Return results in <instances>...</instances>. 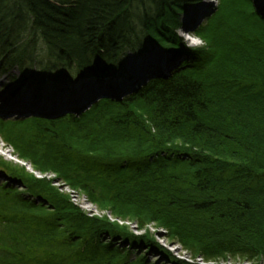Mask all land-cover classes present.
<instances>
[{"label": "trees", "instance_id": "obj_1", "mask_svg": "<svg viewBox=\"0 0 264 264\" xmlns=\"http://www.w3.org/2000/svg\"><path fill=\"white\" fill-rule=\"evenodd\" d=\"M200 1L0 0V72L18 67L19 81L95 97L82 110L65 97L62 111L0 116V135L19 159L57 171L116 217L165 228L193 259L264 264V17L253 0H219L195 31L205 45L186 47L181 12ZM147 44L186 56L116 95L106 76L126 75L128 53ZM0 178V264H198L151 233L88 217L1 156ZM100 226L165 260L135 255L132 239L111 246Z\"/></svg>", "mask_w": 264, "mask_h": 264}, {"label": "rangeland", "instance_id": "obj_2", "mask_svg": "<svg viewBox=\"0 0 264 264\" xmlns=\"http://www.w3.org/2000/svg\"><path fill=\"white\" fill-rule=\"evenodd\" d=\"M205 1V4H210V7L206 8V10H203L198 16L194 17L193 14H190L193 8H201L202 6L200 3H203ZM258 7L257 10L260 11V14L264 17V0H253ZM204 4V3H203ZM219 0H201L197 4L190 5L185 8L184 11L181 12L180 16V28L178 29V34L181 39V43L184 44L186 47L190 48H198L204 46V42L195 36V31L198 27L201 25H205L209 21H211V18L214 17L218 11H219ZM209 11V12H208ZM206 13V14H205ZM202 14H205L204 17H200ZM200 24V25H199ZM199 25V26H198ZM45 50V51H44ZM154 51H159L162 55L159 56H152V53ZM45 55L47 54L46 49L43 48L42 50ZM172 54L160 47L159 45H151L147 44L145 46V50L137 51L135 53H130L128 58L124 61L122 64V69L126 71V75L114 77L113 79H110L106 76L105 80H108L116 91H119L118 93L120 95H125L128 92H130L132 89L137 88L138 85H140L142 82H137L135 87L132 89L125 90V79L128 77L127 69L129 67V62L131 60H137L140 59V63H146L147 61H155L158 64L166 63V60H171ZM178 56L173 57V59ZM174 59V60H175ZM139 62V61H138ZM177 65H174V68ZM160 70V67H157ZM121 69V70H122ZM20 75L18 67H15L11 70H6L4 73L0 72V116H4L5 119H13V118H27L31 113L38 112V111H32L28 112L30 108L25 110L26 107H31L32 104H35L32 108H38V105L47 104L50 108L57 105L59 102V98H76L74 95L81 97L80 91L71 92L68 88V91L62 90V84H56L52 81H47L43 83L42 85L36 84L33 80H18V77ZM150 77V76H149ZM149 77H147L144 81H146ZM143 81V83H144ZM136 82V81H135ZM134 82V83H135ZM88 83V82H87ZM121 86V88H120ZM66 89V88H65ZM118 93L116 95H118ZM27 94H30L29 96ZM15 98H21V99H29L28 104L24 102H15ZM95 98V97H93ZM99 96L96 97L98 99ZM13 99V100H12ZM42 99V100H39ZM52 99V100H51ZM57 99V101H56ZM55 100V101H54ZM30 102V103H29ZM71 102V101H70ZM31 106H30V105ZM45 104V105H46ZM91 102L86 103L83 105V107H89ZM19 109L11 108L16 107ZM23 108V110H22ZM3 111H6V114H3ZM31 111V110H30ZM42 111V110H40ZM39 111V113H40ZM37 113V114H39ZM15 148L8 143L1 135H0V156L4 159L14 163L23 166L29 173H31L35 178L46 180L51 183L53 187L58 189V191L62 192L63 194H66L69 197V200L71 203H73L76 207H78L81 211H83L88 217L90 218H98V219H108L112 223H117L119 226L127 227L132 233L144 235L147 233H151V237L154 238L159 244H161L163 247L169 249L172 253L175 254V256L178 259L185 260L190 263H198V264H206L202 259H193L191 256L182 249L181 245L177 242L172 241L167 236V230L163 227H158L156 223H151L148 226H146L145 229H139L138 225L135 221L131 220L129 216L125 218V220L122 219L121 216L116 217L117 215L113 212V210L107 208L100 207L95 201L91 199L89 194L80 187H72L70 186L69 182L66 181L57 171L55 170H46V171H39L36 170L35 167L28 161H24L19 159L16 155ZM2 178H0V181ZM119 211V210H118ZM121 217V218H120ZM138 252L140 251L137 250ZM146 253L145 250H143V254ZM136 254V253H135ZM150 261H158V255L152 254L149 255L148 258ZM170 264V263H169ZM221 264H253L249 262H242V261H228V262H222Z\"/></svg>", "mask_w": 264, "mask_h": 264}, {"label": "bare ground", "instance_id": "obj_3", "mask_svg": "<svg viewBox=\"0 0 264 264\" xmlns=\"http://www.w3.org/2000/svg\"><path fill=\"white\" fill-rule=\"evenodd\" d=\"M203 3H200V5L202 6L200 9L199 8H197V9L196 8H193L192 11L190 12V14H193L194 17H196L203 10H206V8L210 7V4H205V1ZM262 3L264 4L263 1H262ZM258 12L260 13L259 10H258ZM205 14H202L200 17H204ZM129 55L130 54L128 53V56ZM159 55H162L159 51H154L152 53V56L153 57L154 56H159ZM128 56L126 57V59L128 58ZM185 56H186V54L184 53L181 58H178V59H175V60L173 59V57H171V60H168L165 64H163V63L160 64L159 63L158 64L159 66H157L156 60L155 61H147L146 60V63H142V64L140 63V59H137V60L136 59L135 60L133 59V60H131L129 62V67L127 69V73H128L129 76L126 77V79L124 81V83H125V88L123 89L124 92H125V90L132 89L133 87H135V85L137 84V82H142L143 83V81L147 77H149L150 75H152V76L155 75V72L157 70L160 73H169L172 70V68H174V65L175 64L177 65L178 63H180V61L183 58H185ZM157 67H160V70ZM89 85L90 86H94V84H92V82H88L87 87H89ZM99 85L102 88L106 89L104 83H101V84L99 83ZM120 88H121V86H120ZM84 89L85 88H83L80 91V94L82 95L80 98L78 96L74 95V97L78 98V103H80V105H79L78 108H80V110L83 109V105L85 103L91 102L94 99V98H92L94 96L86 95ZM119 91H121V90H118L116 92L118 93ZM27 95L29 96L30 94H27ZM97 96H99V94ZM118 96H121V95L118 93ZM39 100H42V99H39ZM14 101L15 102H24V103H27L28 104L27 101H29V99L25 100V99H21V98H15ZM45 104H42V105H38L37 106V107H39L41 109L32 108V107H34L35 104H32V106L29 104L31 107H26L25 110H27L28 108H30L31 111L28 110V112H32L34 110L35 111H38V112L31 113L30 115L37 114V113H39L40 110H42L39 113L40 115H42V114L45 113V110L47 111L48 109H50L49 105H47V104L45 105ZM60 104H61V102L60 103L58 102L57 105H55L52 109L53 110H57V111L64 110V109H61L62 107H61ZM17 107L18 106L13 107V108L19 109ZM22 110H23V108H22ZM29 116H27V117H29ZM98 229H100V231H99L100 236L104 239L105 242H107L111 246H120L121 247V246H125L126 245V247H128L130 245V243H131L130 240L132 239L134 242H136V245H133V246L130 245L131 247H133V252L136 253V254L134 253L135 255H142V256H146L147 258H149V255L156 254V255H158V261L165 260V256L163 255L162 252L155 251V249H153L152 247L146 245L144 242H140L139 240H136L135 238L128 237V236H126V235H124V234H122L120 232H116V234H113L112 231H110L107 228L101 227V226ZM135 235H137V234H135ZM139 249H140V251L138 252L137 250H139ZM143 250H145L146 253L143 254Z\"/></svg>", "mask_w": 264, "mask_h": 264}]
</instances>
